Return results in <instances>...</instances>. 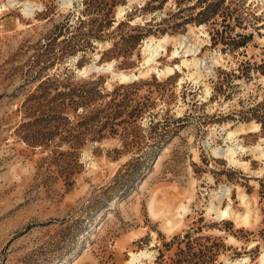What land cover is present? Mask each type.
Listing matches in <instances>:
<instances>
[{
	"label": "rangeland",
	"instance_id": "1",
	"mask_svg": "<svg viewBox=\"0 0 264 264\" xmlns=\"http://www.w3.org/2000/svg\"><path fill=\"white\" fill-rule=\"evenodd\" d=\"M63 1L0 0V264H126L143 251L140 264H261L264 161L242 154L247 171L212 148L254 124L240 143L264 147V0ZM167 36L159 69L181 64L175 39L201 36L210 95L203 80L180 85L186 68L125 83L92 68L138 72L146 41ZM227 188L220 207L246 212L242 193L255 223L210 213ZM152 202L186 203L183 226L164 228Z\"/></svg>",
	"mask_w": 264,
	"mask_h": 264
},
{
	"label": "bare ground",
	"instance_id": "2",
	"mask_svg": "<svg viewBox=\"0 0 264 264\" xmlns=\"http://www.w3.org/2000/svg\"><path fill=\"white\" fill-rule=\"evenodd\" d=\"M62 1V0H61ZM73 0H64L62 5L69 6L72 5ZM75 1V0H74ZM35 5V4H34ZM34 5L32 3H25V13L33 12ZM63 6V7H64ZM36 8V6H35ZM24 10V9H23ZM36 10V9H35ZM124 9H121L119 14L121 15ZM196 39V38H195ZM172 41L170 37H164L162 39H150L145 43L144 53L146 54V59L144 60L143 67L138 72H115L114 65L112 63L107 64L102 68H98L93 65L92 68H96L97 70H104L106 72H110L113 75V78H117L120 82H131L138 80L139 78L149 75L154 72L157 73L160 77L167 78L173 76L177 73V71L181 72L183 68L188 70L187 78H181L179 82L180 85L185 81H192L195 84H199L203 80V85L205 87L206 96L210 95V88L208 84L205 82L214 71V65L209 66V62L207 59L199 58V54L201 53V49L203 48L204 41L202 40L201 36L197 37V41L195 44L190 43V41L186 37H179L174 40L175 48L171 54V60H176L177 58H181V64H177L176 67L166 66L164 69L158 68V59L163 55L168 53V45ZM206 43V42H205ZM212 59V58H211ZM215 60V58H213ZM211 63V62H210ZM216 64V62H215ZM219 63L217 62V65ZM216 65V66H217ZM96 70V71H97ZM82 71V70H81ZM89 69H84L83 74H87ZM93 72V70H92ZM152 75V74H151ZM112 78V79H113ZM116 81V80H115ZM223 130L226 131L224 128ZM260 132V128L258 124L250 125L245 127V125H241L240 127L236 128L235 130L229 131L227 134V141L231 144L226 147H216L212 148L214 154L219 155L220 157L225 158L230 165H233L238 168H242L244 170H250V163L241 159L240 156L247 152H252L254 154H258V158L264 161V147L262 146L261 142L255 144L252 147H246L242 145L240 142V137L243 135H247L249 133H258ZM207 146H211L210 143ZM198 154V153H197ZM264 165V163H263ZM264 172V170H262ZM232 189L227 188L222 191H218L215 194V200L218 203L212 206L209 211L212 214L216 215V219L218 220H228L233 218L235 222L242 227H248L253 222L255 223L258 219L257 215L251 213L250 210V202L249 199L245 197L244 194L240 193L241 202L246 207V212L238 213L233 210L232 206H228L225 209L220 207L223 199L228 198L230 202H232ZM191 201V200H190ZM169 204V203H168ZM164 205L163 209L157 210L154 207V202L151 203L150 212L155 217H160L164 220L165 226L168 231H174L181 228L184 224V220L190 208L186 203H181L179 206L173 207L172 203L169 206ZM165 229V230H166ZM252 246V245H251ZM254 246V244H253ZM131 259L126 264H140L144 259H151L153 258V253L148 251H143L140 253H131ZM261 264H264V253L261 256ZM248 259H243L239 261H230L229 259L225 260V264H247Z\"/></svg>",
	"mask_w": 264,
	"mask_h": 264
}]
</instances>
